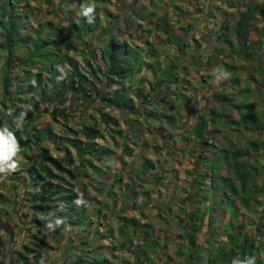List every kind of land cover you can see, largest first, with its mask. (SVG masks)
Masks as SVG:
<instances>
[{
  "label": "trees",
  "instance_id": "obj_1",
  "mask_svg": "<svg viewBox=\"0 0 264 264\" xmlns=\"http://www.w3.org/2000/svg\"><path fill=\"white\" fill-rule=\"evenodd\" d=\"M251 1L244 0L243 6L235 11L233 18L229 16V13H223L224 19L219 24L216 35V42L219 41L220 45L216 47L215 55L212 50L205 54L207 58H212L216 62V67L223 65L231 69V72L237 69L236 65L229 64L227 58L217 61L219 58L217 52L223 51L228 58L230 53L234 55L240 52L245 60L253 59L252 64L257 65L254 70L258 71L262 77V83L259 84L260 92L261 86H264V62L255 60V57L263 50L264 41L261 42L264 34L262 28L255 24L257 21L264 22V3L261 5V0L255 3ZM63 2L71 16L67 17V25L46 21L39 23L40 29L28 32L33 24L28 23L31 7L27 0H0V57L3 56L0 62V136L12 138L15 150L21 154V162H25L18 166L14 164L17 169L13 168L10 171L7 167L8 161H4L3 173L0 175L3 176V180L9 181L11 190L18 186L21 188V193L16 197L8 196V203L13 208L12 213L17 216L16 224L24 227L21 230L22 236L16 239L13 235V222L10 219L7 220L10 232L2 226L5 223H0V233H2L0 234V264H42L45 260L43 250L48 247V242H59L60 237H55L59 233L66 234L69 238V243L63 249L62 255L75 253L73 259L63 258L62 264H116L109 254L112 253L115 256L119 246L124 247L133 256V261L123 259L119 264H145L146 262L151 264L150 262L153 261L151 258L154 256L156 263L164 264H168L164 258L169 264H236L235 260L239 264H264V231H262L264 228V182L263 185L254 183L253 175L250 177V174H252L251 170L254 171L257 167L245 159L252 157V151L257 150L258 144L261 143L251 139L244 145H237L235 141L229 139V148H225L226 146L220 145V140H215L217 134L222 133L219 125L226 122H231L235 131L238 130L236 126L240 125L243 129L251 131L252 135L264 132V125H260L262 121L259 120L256 112L255 96L259 95L247 87L233 92L243 94L249 100L237 106L238 112L232 109L236 118H229L231 107L227 103L231 97L224 96L227 94L219 90L213 91L212 94L217 98L216 103L211 106L204 105L198 111L189 135L175 132L173 137V134L164 128L161 129L160 126L147 133L144 129L148 127H145L138 117H135L137 119L131 125V130L135 133L130 130L125 135L120 128V119L111 114V111L118 110L123 116L128 117L130 114H141L144 117L145 114L148 117H154L157 114L147 112V107H142L141 102H154L158 100L157 97H161L162 102L166 101L165 88L162 89L163 93L154 92L153 95L151 93L153 90L157 91V88L165 83V79L153 82L146 79L150 86L153 84L151 87H145L142 73L144 70L152 69L157 73V69L162 67V62L156 55L159 46L174 44L181 54L185 52V48L190 49L189 42L186 43L183 40L188 31L182 26L171 27L164 13L159 15L155 11H150L148 14L154 15L161 25L158 31H154L156 27L152 28V32L150 22L153 17L151 21H148L149 27L140 31L151 32L153 39L144 41L145 45H143L134 35H125V32L121 33L122 29L117 28L120 14H114L108 9L110 0H59V3ZM228 3L230 7L234 6L233 3ZM90 4H95L92 22L83 15L84 7ZM230 23L231 27H229ZM132 24L133 22H130L127 27L130 28ZM137 26L141 27L143 23L140 22ZM178 31L182 34H178ZM252 31L256 35L255 38ZM86 34L92 37L87 39ZM95 40L98 42L96 46ZM77 42L81 47H78ZM195 42H199L197 37ZM65 45L76 52L82 61L73 54L62 53ZM21 48L27 49V54L16 56ZM149 56L155 61L150 62ZM201 56L204 57V54L198 58ZM175 59L172 58L165 66L166 69L168 66L172 73L176 72L178 67H183L178 57ZM202 59L199 60L200 63ZM220 72L222 71H219V74L216 73L217 76L214 78L216 82L218 80L224 86L239 83L236 74L227 79ZM205 76L214 77L210 72H206L201 80L203 83H207ZM174 78V81H177V75ZM185 78L188 80L187 75ZM230 94L232 93H228ZM72 98L75 99L76 107L80 110L77 113L81 119L70 124L72 120L70 116H76L68 104ZM261 98L264 106V97ZM180 99L181 97L176 95L175 100ZM205 99L208 102L210 100L208 97ZM171 107V111L175 110L173 104ZM161 108L165 112L159 115L173 118L167 114L166 109ZM176 112L180 114L179 110ZM43 114L50 116L59 133L54 132L53 126H39L37 119ZM86 115H88L87 118H85ZM175 116L177 117L176 114ZM15 120L21 123V127ZM5 130L7 132L4 134ZM156 133L158 135L155 138L161 135L160 140H156V145L140 144L141 138L154 137ZM224 135L222 133L220 138ZM178 136L183 140L186 138L183 146L189 149L187 156L192 155V158L188 159L191 160L193 169L190 172L189 189L184 195H180L187 201L186 207L178 203L179 200L176 201L174 197L181 190L177 183L179 178L178 173L176 175L177 167H173L172 164L165 169L174 173L175 177L170 178L174 180L177 187L174 185L175 188L170 193V197L160 196V198L166 197V203L164 202L162 208L165 211L174 209L176 225L182 231V239L187 241L186 244L178 243L175 251L170 252L168 240L162 241L152 233L158 227L149 221H140L138 217L129 213L123 204H136L137 195H143L146 199L151 197L150 191L145 189V184L140 181L150 182L151 175L156 184L165 180L161 174L164 170L157 169V162L161 161L159 158L163 154L161 149L166 148L167 154L170 153V149H167L165 145L162 147L161 143L168 142V139L174 140ZM133 138H137L138 142H135ZM262 144L264 145V142ZM120 145L123 146L122 154L128 157L132 154L134 145H140L151 151V156L145 157L138 168L143 175V177L136 176L139 178L138 181L129 180L126 175H122L126 171L121 170L125 157L117 153ZM55 148H58V152H55ZM33 149L34 154L31 156L30 151ZM218 152L221 154L218 155ZM216 154L219 160H216ZM258 154L255 152V155ZM215 160L218 161L217 174L223 180L219 186L215 185L213 172L209 170L211 163H215ZM222 164H227L226 169H223ZM222 170L224 171L221 172ZM96 173H99L98 179ZM207 174H209L208 179H206ZM93 182L98 187H94ZM103 184H109L110 188L117 185L120 190L125 187L121 206L116 205L118 198L109 194L108 197L112 199L111 206L114 209L109 206L108 210L105 203H102L101 207L99 205L101 201H90V197L93 198L97 193H102ZM130 185L132 187H129ZM89 186H92L91 189ZM219 188L220 195L226 199V202H221L218 209L228 210L230 216L221 228L219 223L213 224L214 219L208 221L206 229L208 233H204L202 235L205 237L204 240L197 243L198 233L203 226V216L206 211L213 216L212 212L216 207L212 203L205 205L208 202L209 193L217 192ZM160 189L158 186L154 192L158 197L161 194ZM5 201V196L0 193V210L1 204ZM202 205L205 206L203 210L199 208ZM17 208L22 209V212L18 213ZM159 208L160 211L155 215L157 221L168 222L169 220L162 217L165 211ZM243 209L255 216L251 223L254 224L257 235H254L255 232L251 234L250 231H244L243 224L238 225L234 222L243 213ZM86 217L90 220L89 225L97 220L95 227H99L104 220V229L108 233L104 235V241L107 242L109 250L103 251L101 255L92 253L94 249L89 245L90 237L87 236L92 233V230L88 229L85 233V229H78L75 232L74 226L83 225ZM112 217H116V223L119 226L116 229L117 232L120 229L122 235L128 237V241L123 239L113 244L108 243V240L121 236L120 232L116 237L114 235L115 229L110 223ZM221 220L220 217L217 219L218 222ZM78 227L81 228V226ZM94 234L93 236H96L97 232ZM3 237L10 238L9 242L4 241ZM75 238H78L79 243L74 248ZM174 256L177 261H172ZM89 258L90 261H87Z\"/></svg>",
  "mask_w": 264,
  "mask_h": 264
},
{
  "label": "rangeland",
  "instance_id": "obj_2",
  "mask_svg": "<svg viewBox=\"0 0 264 264\" xmlns=\"http://www.w3.org/2000/svg\"><path fill=\"white\" fill-rule=\"evenodd\" d=\"M256 1H259V0H252L251 2L255 3ZM228 2L233 3L234 6L230 7ZM25 3L26 2H24V4ZM27 3H29V6L31 7V13L28 16V21H29L28 23L33 24L31 30L28 32H32V30L40 29L41 25H39V23H45L46 21H50L53 24H58L61 22L60 25H67L68 23L67 17L68 18L71 17L69 15V12L67 11L68 10L67 7H65L66 5L65 2L59 3V0H27ZM262 3H264L263 0H261L260 4L262 5ZM243 4H244V0H110V3L108 4V9L114 14L115 13L120 14V18L118 19L119 23L117 24V28L119 27L118 29L123 30V32L121 31V33L125 32V35L132 34L135 36L137 41L140 40L141 43L145 45L144 41H151L153 37L151 35V32L150 33L141 32L140 30L141 29L146 30V28L149 27L147 26L148 21H151L152 17H153V20L152 22H150V24L152 25L151 27L152 32H153L152 28L156 27V30L154 31H158L161 25L160 24L161 22H159L156 18H154V15L150 16L148 14L150 11H155L159 15L164 13V16H166L167 19L169 20L171 27L177 28V27L182 26L184 29H186L188 31L186 34V37L184 39L182 37L181 38L185 40L186 43L189 42V44L191 45L190 49L189 48L184 49L185 52L183 54L178 52L177 47L174 44H170V45L167 44L165 45V47L159 46L157 48L156 55H157V58L160 59V61L162 62L161 64L162 67L157 69V73L152 71L153 69L151 71L144 70L142 73V78L145 79V87L152 86L153 83L150 86L148 81L153 82L159 79H165V83H163L161 87H158L157 91L153 90L151 91V93L152 95L154 94V92L163 93L162 89L165 88L164 90L165 92H167L166 101H163V102L160 101L161 97H157L158 100L154 102L153 101L143 102L141 100L142 107H147V112L157 113L154 117H148L145 114L146 119L144 115H141V114L140 115L130 114V116L128 117V116H123L118 110L115 112L111 111V114H114V116L120 119L121 121L120 128L122 129V133L126 135V133L130 132L131 125L133 124L134 120L137 119L135 117L140 118L144 126L148 127L144 129V131L145 132L147 131V133L149 131L151 132L152 130H155L156 129L155 127L158 128L159 126L161 127V129L164 128L169 133L173 134V137H175L174 136L175 132L183 133L184 135L191 133L190 131L194 126L198 111L202 109L204 105L211 106L213 105V103H216L215 100L217 98L212 94L213 91L215 90L216 91L219 90V92L221 93H226L227 95H224V96L231 97V99L229 100V103H227L231 107V109L228 108L229 110H231V113L228 115H229V118H236V114L232 112V109L234 112H238L239 110L237 106L245 103L249 99L246 98V96L243 94L241 95L240 93H233V92H235L237 89L245 88V87H247V89L251 88L255 94L259 95L257 97L255 96L256 104H257L256 112L258 114L259 120L262 121L260 125L261 126L264 125V106L262 104V98H261V97H264V95L262 94L264 93V86H261V89H260L261 93H260L259 84L262 83V80H261L262 77L260 73H258V71L254 70L257 67L255 63L252 64L254 60L253 59L245 60V57L240 52H236L234 55L232 53L230 54L227 53L230 55V58H228L227 55L224 54L223 51L217 52L218 57H219L217 61H220L223 58L224 59L227 58L226 60H228L229 64L234 63L236 65L235 67H237V69H234L235 71L231 72V69H227L223 65L220 66L219 68L216 67L217 65L216 62L212 58H207L205 54L206 52H210L212 50L213 55H215V52L217 51L216 47L220 45L219 41L216 42L217 40L216 35H217V28L219 24L222 22V20L224 19L223 13L227 12L229 13V16L233 18L235 17L234 15L235 11L240 9L241 6H243ZM249 5L252 6V4H249ZM111 21L112 20H110V23H112ZM130 22H133V24L131 25L132 28L127 27ZM140 22L143 23V26L138 27L137 25ZM255 25L258 27H261L262 32L264 34L263 20L259 22L257 21ZM231 26L232 24L230 23L229 27ZM135 27L137 29H134ZM180 33L181 32L178 31V34ZM252 35L255 38L256 35H254V31H252ZM89 37H92V36L90 34L85 35V38L89 39ZM196 37L199 39V42H195ZM263 41L264 39L262 38L261 43H263ZM94 43L96 46L98 42L95 40ZM77 45L78 47H81L78 42H77ZM62 50H63L62 53L73 54L79 61H82V58L78 56L76 52H73L69 48H67L66 45L63 47ZM27 51H28L27 49L21 48L16 53V56L26 55ZM202 54H204V57L201 56V58H198ZM175 57H178V61H180V63L183 64V67L182 66L178 67L176 72L174 71L172 73L169 70L168 66H167V69L165 68V66L166 64L170 63L172 58L173 60H176ZM2 59H3V56L0 57V62H2ZM200 59H202L201 63L199 62ZM149 60L150 62L155 61V59L153 60V57L151 56H149ZM255 60L264 62V46L260 54H258L255 57ZM219 71H222L220 73L227 79H230L231 77H233L234 74H236L238 76L239 83H235L234 85L224 86L220 84L218 80L216 82L214 78H216L217 76L216 73L219 74ZM206 72H210L211 74L214 75V77L212 76L209 78L205 76L207 79V83H203L201 80ZM185 74L187 75L188 80H186ZM176 75L178 78L176 79L177 81H174L175 80L174 77ZM146 79H148V81H146ZM228 93H232V94L228 95ZM0 94H1V90H0ZM176 95H179L181 97L179 101L175 100ZM205 97H208L210 99L209 102L205 99ZM68 104L71 106L72 113L76 114V116L75 115L70 116L72 120L69 123L70 124H72V122L76 123L77 121H79V119H81V117L77 113L80 110L79 108L76 107V102L74 98H72L68 102ZM172 104L175 107V110L173 109V111H171ZM161 107L166 109L167 114L171 115V117L173 116V118L163 117V115L161 114H164L165 111L162 110ZM187 107L189 108V110ZM106 110L108 109H105V111ZM178 110L180 114L176 112ZM242 110L244 111V109H241V111ZM171 112H173V114H171ZM159 113L161 114L159 115ZM175 114L177 115V117L175 116ZM87 117L88 115L85 116V118ZM15 121L17 125L21 127V123L18 120H15ZM37 121L39 123V126H42V125L53 126L54 132L59 133L57 126H54L53 121L51 120L49 115H46V114L40 115ZM128 126H129V129L126 130ZM219 126H221L220 129L222 130V133L225 135L224 137L220 138L222 133H218L217 135L219 137L216 136L217 138H215V140H220L219 141L220 145L224 147L226 146L225 148H229L228 147L229 139H232V141H235L237 145H244L246 141L251 140V139H255L256 141L261 143V144H258L257 146L260 149L257 148V150L256 149L253 150L254 152L252 151V154H253L252 157H248L245 159H247L249 163L257 167V169L255 168L254 171L251 170L252 174H250V177L253 175L254 183L263 185V182H264V171H263L264 170V149L263 148H264V145L262 144V142H264V132L257 133V135H254L255 133H253L252 135L250 134L251 131L247 129L246 130L243 129L242 127H240V125L236 126L238 130L235 131L233 130L234 127L231 122H226L224 124L221 123ZM6 132L7 131L5 130L4 134ZM131 132L135 133L134 130H131ZM157 135L158 134L156 133L154 137L145 136L141 138L140 144L148 143L149 146L156 145L155 144L156 140L157 139L160 140V136H161L160 135L158 138H155ZM179 137L180 136L176 137L174 140L168 139V142L166 143L164 142L163 144L161 143L162 147L163 145H165L167 149L168 148L170 149L169 150L170 153L168 151L169 154H167L166 148L165 149L162 148L161 149L163 152L162 156L159 154L160 155L159 158H161V161L157 162V165H158L157 169L164 170V171H161L162 172L161 174L163 175L165 180H161L160 183L156 184L155 179L153 178V175H151L150 176L151 178L149 179L150 182L146 180L140 181L141 183L145 184L144 188L150 191L151 197L146 199L143 195H137L135 199L136 204H133V205L131 203L123 204L125 208L127 207V210L129 211V213H132L134 216L138 217L140 221L142 220L149 221L150 223H152L153 225L159 228V230L158 228L157 229L155 228L152 233L155 234V236H158L162 241L168 240L170 252L175 251L178 243L186 244L187 241L182 239L181 237L182 231L176 225V215H175L174 209L172 211H165V209L162 208V206H164L166 197L168 196L170 197V193L176 186L174 180L173 179L171 180L170 178V177H175L174 173L170 170H165V169L169 167L168 165H172V164H173V167L174 166L177 167L176 175L178 173L177 177L179 176V178L177 179V183L180 185L181 190L174 197H176V201L177 199L179 200L177 201L178 203L185 205V207L188 203L187 201L183 200L182 197H180V195L181 196L184 195L186 191L189 189L190 179H191L190 172L193 169L191 165L192 162L190 160L192 158V155L190 157L187 156V152L189 151V149L183 146L184 140H186V138L183 140L182 138H179ZM133 139L136 140L135 142H138L137 138H133ZM122 148L123 146L120 145L117 151L119 155L125 157V160H123L121 164L122 165L121 170L126 171V173L123 172L122 175L123 176L126 175L129 180L138 181L139 178H137L136 176L143 177L142 173L140 172L141 169H138V168L140 164L143 162L145 157L151 156L150 154L151 151H149V149H144L143 147H140V145H136V146L134 145V150L132 151V154L128 157V156H125L124 153L122 154ZM55 149H56L55 152H58V148H55ZM26 150L28 151L29 149H26ZM161 150L160 151L158 150V151L161 152ZM30 152H31L30 153L31 156H33L34 149L33 151L31 150ZM255 152L256 153L258 152L259 154L255 155ZM217 154L219 155L221 153L218 152ZM217 154L215 158L216 160H219V156ZM20 157H21V154L17 153V151L15 150V146H14V152L11 155L10 159L7 160L8 161L7 167L10 171H12L13 168L17 169L18 165L25 163L24 161L21 162ZM126 161H127V164H126ZM217 162L218 161H216L215 163H211L209 170L213 172L212 177L215 181V185L219 186V184L223 183V180L220 178V175L217 174L218 173V171H216ZM4 163L5 162H0V175L1 173H3ZM14 164H16L17 166ZM11 165H14V167H10ZM226 165L227 164H222V166L224 167L223 169H226L225 168ZM223 171L224 170H222L221 172ZM95 175L98 179L99 173H96ZM231 175H233L232 172H231ZM2 177L3 176H0V193H2L5 196L6 201L4 202V204H1L0 223L1 224L5 223V224H2V226L5 227L6 229H9V232H10V227L8 225L9 222L7 221L8 219H10L14 225V228H13L14 238L19 239V237L22 236L21 230H23L24 227L20 224L19 225L16 224L17 216L16 214L12 213L13 208L9 206L8 196L16 197L17 194L21 193V188L20 186H18L16 189L11 190L9 181L7 179L3 180ZM208 178H209V174L206 175V179ZM109 184L108 185L103 184L102 193H97L95 196H93V198L90 197V201H93V202L101 201V203L99 204L101 205V207H102V203H105L107 205L108 210H109V206L112 208L111 206L112 199L108 197V194L112 195V197L114 198H118V200L116 201V205H119V206H121L120 202L125 194V187H122L123 189L120 190L118 186L116 185L114 186V188L111 187L112 188L111 189ZM92 185H94V187H98L96 184H94V182ZM158 186L159 188H161L159 190L161 191V194L159 195V197L156 196V194H154ZM91 187L92 186H89V189H91ZM129 187H132V185H130ZM220 192L221 190L219 188V191L209 193L208 202L205 205H207L208 203H212L216 207H215V210H213L212 212L213 216H210L211 213H207V211H206V214L203 216V221H202L203 226H202V230L198 233V237L196 239L197 243H200V241L204 240L205 237H202L204 233H208L206 232V229L208 226L207 223H209L208 221L214 219L215 221L213 222V224L219 223L218 225L221 228L223 227L228 217L230 216L228 210L221 211V209L220 210L218 209L219 208L218 205L221 202L223 203L226 202V199L223 198L222 195H220ZM162 195H165L166 197L160 198V196ZM159 207H161L163 211H165V214L162 217H165L167 220H169L168 222H166L167 224L164 221L163 222L161 220L157 221L156 219L155 215H156V212L160 211ZM199 208L203 210L205 209V206L202 205V206H199ZM89 209L91 210V207H89ZM112 209H114V207ZM20 212H22V209L18 210V213ZM258 215L260 214L258 213ZM88 217H89V214H88ZM88 217H86V220L84 221L85 223L83 225H76V227L74 226L75 232L78 229L79 230L85 229L84 231L85 233L88 229L92 230V233H90V235L87 237H90L89 245L91 248L94 249L92 253L96 252L98 256V255H101V253H104L105 251L109 250V246H107L106 244L107 242L105 243L104 241L105 240L104 235H107L108 233L105 232L106 229H104L105 227L104 220L101 221V225L99 227L98 226L95 227L97 220L95 221L94 224L89 225L90 220L88 219ZM219 217L220 219H222L221 222L217 221ZM254 218L255 216L253 214L243 209V213L239 217H237L234 220V222L237 223L238 225L243 224L244 231H247V232L250 231L251 234L255 232L256 234L254 233V235H257L258 232L254 230V224L251 223V221H254ZM98 221L100 222V220ZM248 222H250L251 224H249ZM110 223L112 227H114L115 229V232H114L115 237L116 235H118V232H120L121 236L117 237L116 239L108 240V243L113 244L123 239H126L128 241V237H124L120 229H118V232H117L116 229L119 226L116 223V217H112ZM78 226H81V228ZM262 231H264V228H262ZM94 232H97L96 236H93L95 235ZM152 233H151V236L153 237ZM8 237L10 236L8 235ZM8 237H3L4 241L7 240V243L9 242L8 240L10 239ZM55 237H60L59 242H54V243L51 241L48 242L49 243L48 247H46L43 250L44 255H45V260L42 264H62V260H64L63 258L67 257L69 259H73L75 255L74 252H70L69 254H66L65 256L62 255L63 249H65L67 246V243H69V238L67 237L66 234L62 235L61 233H59ZM69 237L71 236L69 235ZM254 239H259V237H254ZM78 243H79L78 238H75L73 240L74 248L77 246ZM70 245L72 244L70 243ZM96 246L98 248L97 251H96ZM91 248H89V250H92ZM116 253L117 254L115 256L112 253L109 254V256H112L111 260H113L116 264H119L120 261H122L123 259H129L133 261V256L124 247L119 246ZM155 258H156L155 256L151 258L153 260V261L150 260L151 264H164L162 262L156 263V261H154ZM174 260L177 261L176 256H174V258L172 259V261ZM87 261H90V258L87 259ZM164 261H166L169 264L167 259L164 258ZM235 263L239 264L237 260H235ZM145 264H147V262Z\"/></svg>",
  "mask_w": 264,
  "mask_h": 264
},
{
  "label": "clouds",
  "instance_id": "obj_3",
  "mask_svg": "<svg viewBox=\"0 0 264 264\" xmlns=\"http://www.w3.org/2000/svg\"><path fill=\"white\" fill-rule=\"evenodd\" d=\"M95 4H90L84 7L83 15L88 17L89 22H92ZM14 152V141L11 137L5 138L0 136V162L7 161L10 159ZM10 167H14L11 165Z\"/></svg>",
  "mask_w": 264,
  "mask_h": 264
}]
</instances>
